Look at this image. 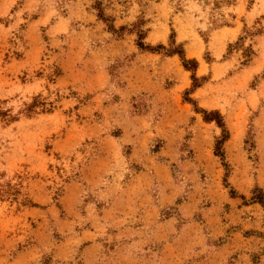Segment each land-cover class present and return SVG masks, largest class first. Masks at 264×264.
<instances>
[{"label":"rangeland","instance_id":"rangeland-1","mask_svg":"<svg viewBox=\"0 0 264 264\" xmlns=\"http://www.w3.org/2000/svg\"><path fill=\"white\" fill-rule=\"evenodd\" d=\"M262 192L264 0H0V264H264Z\"/></svg>","mask_w":264,"mask_h":264},{"label":"trees","instance_id":"trees-1","mask_svg":"<svg viewBox=\"0 0 264 264\" xmlns=\"http://www.w3.org/2000/svg\"><path fill=\"white\" fill-rule=\"evenodd\" d=\"M97 16L99 17V19H102V20L105 19V15L101 11H99L97 13ZM109 29L113 30V27H109ZM136 45L138 46L139 49L144 50V51H149V52H155L159 48H164V46L161 43L158 44L157 46L153 47L152 45H150L148 43H144L141 40H137ZM175 54H177L179 56V58L181 60L182 67L185 70L191 71L190 78L192 81V85L190 86L189 89L187 88L183 91V94H184L183 100L185 102H188V103H191L192 105H194L195 111L202 113V117H203V120L205 122L215 121L217 126L221 128V131H222L221 137L219 139H217L216 145H215V149L217 148V152H218L220 143L225 141L228 137L227 136V129L225 126L223 116L220 114V112L218 110H206V109H199L198 107H196V105L194 104L195 101L193 99H191L189 97V95L191 93H193L194 90L196 88H198L200 85V83L198 82L199 77L196 75V70L198 67V61L195 58H186L184 51L182 49H176L175 47L173 49L167 50V52L165 53V55H175ZM217 154L222 157L221 151H219ZM252 199H254V200L256 199L257 201H259L261 204L264 205V193L263 192H262V197L253 196Z\"/></svg>","mask_w":264,"mask_h":264},{"label":"crops","instance_id":"crops-1","mask_svg":"<svg viewBox=\"0 0 264 264\" xmlns=\"http://www.w3.org/2000/svg\"><path fill=\"white\" fill-rule=\"evenodd\" d=\"M59 22V21H58ZM57 25V24H55ZM55 25H52V26H55ZM168 56V55H167ZM133 66V64L131 65V67ZM199 68V64H198V67L197 69ZM129 84L128 82L126 81V83L120 87V92L119 93V97L117 98V100H113V102L110 104H116V105H119V104H122L124 103L123 101H125L127 103V105L131 106L130 104V99L132 98V96L134 94H136L138 92V90H134L133 92H130L129 91ZM122 93H125V95H122ZM127 112V115H133V113H131V111L129 112V110L127 109L126 110ZM139 115V114H137ZM143 116V115H141ZM93 236H95L94 238L95 239H90L89 242L85 243V246L83 248V250L85 251L86 255L84 257V262L87 263V262H91V259H88V255H89V252L92 251V250H96L97 249V246H98V243H99V238L97 236V232L94 230L93 231ZM99 234V233H98ZM78 239L81 240V237L79 236ZM77 239V240H78ZM97 241V242H96ZM83 242V240L81 241ZM101 244V243H99ZM36 246L39 248V250L41 252H44L46 249H44L42 246H40V243H37ZM69 248L68 247H64L63 245H61V243H58L54 246V249L52 250V257L55 259V262H53V264H60L59 263V257L60 258H65V255H68L69 254ZM27 252H21L19 253L13 260L12 264H21L20 261L23 262L22 258H25ZM24 256V257H22Z\"/></svg>","mask_w":264,"mask_h":264},{"label":"bare ground","instance_id":"bare-ground-1","mask_svg":"<svg viewBox=\"0 0 264 264\" xmlns=\"http://www.w3.org/2000/svg\"><path fill=\"white\" fill-rule=\"evenodd\" d=\"M201 70V69H200Z\"/></svg>","mask_w":264,"mask_h":264}]
</instances>
